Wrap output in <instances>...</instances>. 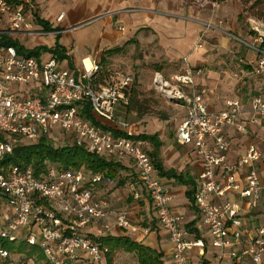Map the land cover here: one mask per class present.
Listing matches in <instances>:
<instances>
[{
	"label": "built area",
	"instance_id": "built-area-1",
	"mask_svg": "<svg viewBox=\"0 0 264 264\" xmlns=\"http://www.w3.org/2000/svg\"><path fill=\"white\" fill-rule=\"evenodd\" d=\"M36 9L35 0H0V14L6 16V27L0 34L47 33L43 27L35 29ZM64 16L61 12L57 19ZM206 25L214 27L211 22ZM243 42L255 53L253 75L263 77L264 34L250 43ZM100 71V60L95 57L82 59L74 70L62 66L52 55L41 61L18 53L14 46L0 44V133L7 137L0 140V160L12 154L21 141L49 137L55 129L71 133L73 143L98 155L130 158L140 184L134 198L145 192L151 199L172 244V264H189L188 252L199 247L204 254L206 242L188 237L184 216L171 207L170 190L154 175L150 142L140 136L131 121L118 116L119 108L130 105L135 77L114 70L105 83L95 85ZM192 73L188 68L186 74L177 76L192 91L176 141L192 147L201 162L194 195L201 225L220 262L264 264V224L249 219L264 198V151L253 140L243 153L232 158V140L225 128L232 127L244 137L249 133L247 120H239L242 101L228 99L224 110L211 112L205 100L209 90L197 87ZM86 107L99 123L84 116ZM250 110L264 119L261 94L253 96ZM101 180V174L53 165L40 175L32 165L0 169V206L4 207L0 214V264H32L4 243L23 238L39 245L51 264H97L105 260L109 247L98 238L100 235L85 233L84 228L109 217H114L115 223L106 225V231L114 227L135 232L138 228L127 209H115L106 199L95 197V185Z\"/></svg>",
	"mask_w": 264,
	"mask_h": 264
},
{
	"label": "crops",
	"instance_id": "crops-1",
	"mask_svg": "<svg viewBox=\"0 0 264 264\" xmlns=\"http://www.w3.org/2000/svg\"><path fill=\"white\" fill-rule=\"evenodd\" d=\"M35 2L37 4L36 13L39 17L48 20L50 23L56 17L57 22L64 26L58 30L60 33L65 30L73 31L78 26L98 18L101 19L102 24L99 27L90 29L81 36L80 46L85 43L90 48L86 55L78 54L76 56L68 48V53L73 58L74 63L79 64L80 59L89 57L100 59L105 50L121 46L129 40L128 46L140 45L146 53L147 51L151 52L150 57L154 56L151 61H163L167 65L181 63L182 67L186 69L183 75L187 73L188 67L193 68L192 76L195 85L207 87L209 90L205 100L211 112H220L226 108L228 99L239 98L244 108L239 120H249L253 97L238 96L239 91L236 88L244 89L246 82L232 78L230 66L220 55L221 53L225 54L224 56L228 57L227 60H232L231 57L236 59V55H240L242 58L246 56V58L251 59V64L253 63L251 61L255 59V53L250 47H247L248 50L245 51L242 47L233 46L232 42L224 36L216 42L213 41L211 35L214 32H207V36L202 41L200 35L205 31L203 25L205 19L191 10L187 2L180 0L173 7L167 4V0H35ZM69 5L72 6L71 15L65 10ZM53 6L56 7V11L52 13L51 8ZM85 11L89 12L88 15L83 13ZM61 12H65V16L62 20H58L57 17ZM78 14H84L82 17L84 21L71 23L69 17L72 16L71 20L76 22L75 18ZM5 27L6 16L0 14V29ZM217 29L222 30L220 27ZM215 49L221 53H216ZM234 49L235 52L233 53ZM50 56L49 53H42L39 60L44 61ZM61 64L67 67L68 61H61ZM251 65L252 69L245 76L252 78L253 64ZM263 79L264 76L255 77L252 80L253 86L251 87L255 92L264 90ZM184 85L189 88V95H191V87ZM132 92L138 94L139 90L133 87ZM137 97L138 95L134 99V108L126 110L121 107L118 110V116L131 121L139 134H158L163 142L159 153L163 167L166 170H175L178 175H183L184 182H179L175 177L160 175L157 170L154 173L155 177L160 179L170 190L173 196L171 202L173 211L184 216V226L188 237L190 239L201 238L206 242L204 254L200 253L199 247H194L188 252L189 264H229L224 261L220 262L215 256L210 238L201 225L200 213L187 194L190 190L195 195L202 169L200 159L194 149L190 146H181L176 141L177 127L188 113V102L185 101L176 108L178 115L173 119L175 120V127H170V134L168 135L166 133L167 124L164 126L161 121H156L160 119L149 116L140 107L141 102ZM136 122L138 123L136 124ZM225 130L232 140V158L235 159L253 141L252 136L245 138L232 127H226ZM151 147L150 143L149 149ZM109 159L120 164L119 176L115 181L106 180L103 184L97 185L95 197L106 199L115 209H127L133 225L138 230L134 232L112 227L111 231H106V225L112 226L115 223V218L109 217L105 220L94 221L84 228L83 232L93 235H128L137 242L162 251L164 264H172V244L160 226L151 199L145 192L139 199H135L133 196L135 190L139 191L136 186L140 187L134 162L127 157ZM120 181L122 184L118 185ZM249 219L258 224H264V198L258 208L250 214ZM145 229H148L149 232L145 233ZM242 264H251V262L247 260Z\"/></svg>",
	"mask_w": 264,
	"mask_h": 264
},
{
	"label": "rangeland",
	"instance_id": "rangeland-1",
	"mask_svg": "<svg viewBox=\"0 0 264 264\" xmlns=\"http://www.w3.org/2000/svg\"><path fill=\"white\" fill-rule=\"evenodd\" d=\"M179 1L180 0H167V4H170V6L173 7L174 4H178ZM254 1L255 0H182V2H187V5L191 7L190 9L194 10L197 15H200L201 18L205 19V23L203 24L205 31L200 35L202 41H204L205 36H207V32H214L211 35L213 36V41L216 42L224 36L232 42L233 46L242 47L245 51L248 50V46L243 41L250 43L257 35L264 34V20L256 16L257 12L264 8V5L253 4ZM71 8L72 6L70 5L68 8H65L70 15V12L72 11L70 10ZM90 9L92 10V7ZM226 9L227 11H225ZM54 11H56L55 6L51 8V12L53 13ZM83 13L88 15L89 12L85 11ZM83 15L84 14H78L75 18L76 22L71 20L72 16L69 17L70 22L73 24L83 22ZM208 22H211L214 27L208 28L206 25ZM100 24H102V21L98 18L74 28L73 31L65 30L63 33H57L55 31L62 29L64 26L59 24L56 17H54L51 22V27L55 29V31H47V33L39 35L29 33H15L8 35L13 38L17 37L20 44L26 49H34L39 46L52 47L58 42L67 49L70 48V51L74 55L77 56L79 54L82 56L86 55L90 48H88L85 43L80 46V42H82L81 36L85 35L90 29H96ZM218 27L222 28V30L217 29ZM40 28H42V26L36 21L35 29ZM129 42L130 41L128 40L121 45L123 47L122 51L111 56L108 54V60L103 66H108L113 71L117 70L130 73L135 77L134 88L139 90L137 98L140 99V107H142L149 116L154 117L155 119H160L156 121H161L164 126L167 124L166 133L169 135L170 127H175V120L173 119L178 115L176 108L180 107L179 104L187 101V95L190 94L189 88L177 79V76L183 75V73L186 72V69L182 67L181 63H170L167 65V63L163 61H151L154 59V56L150 57L152 54L151 52L149 53L147 51L146 53L140 45L130 47L128 46ZM216 44L218 45V43ZM215 52L221 53L216 49ZM234 52L235 49L233 50V53ZM49 54L52 55L51 53ZM224 55L225 54L221 53L220 56L224 57L225 62L230 66L232 78L246 82V87L244 89L241 90L240 87L236 88L237 91H239L237 93L238 96L242 95L249 98V96L253 97L261 94L264 97V90H262V92H255L253 87H251L253 86L252 80L255 76L253 74L252 78L245 76V74L252 69V65H250L251 59L246 58V56L242 58L240 55H236V59L231 57L232 60H227L228 57ZM98 60L101 61V58ZM251 62H253V60ZM216 63L218 64V62ZM74 64V70H77L80 67L81 59L79 60V64ZM262 82L264 84V79ZM252 120H254V122H252ZM247 122L249 123V133L245 138L252 136V139L258 141L259 146L264 151V119L254 116L251 112ZM137 123L138 122H136V124ZM71 136V133L55 129L48 138L53 146L61 147L73 144V138ZM37 140L38 139L34 141ZM136 188L140 190L139 186H136ZM3 211L4 207L2 205L0 206V214ZM134 237H136L135 234ZM29 262L35 264L33 260H29ZM97 264L109 263L107 262V259H105ZM112 264H138V261L134 254L120 250L115 253Z\"/></svg>",
	"mask_w": 264,
	"mask_h": 264
},
{
	"label": "trees",
	"instance_id": "trees-1",
	"mask_svg": "<svg viewBox=\"0 0 264 264\" xmlns=\"http://www.w3.org/2000/svg\"><path fill=\"white\" fill-rule=\"evenodd\" d=\"M253 4L264 5V0H255ZM256 16L264 20V8L259 10ZM35 20L46 31H55V29L51 27V23L48 20L39 17L37 13H35ZM0 44L14 46L18 53L27 56H34L36 58H39L42 53L48 52L59 61L67 60L69 68H75L73 58L68 53V49L58 42L52 47L39 46L34 49H26L20 44L17 38H13L6 33H1ZM122 49V46H117L105 50L100 61L101 71L93 81L95 85L105 83L113 73V70L108 66H103L108 60L107 55L109 54L111 56L122 51ZM136 95V92H132L130 105L125 108L126 110L134 108V99ZM84 116L93 122L99 123L95 119V116L91 114L88 107H86V110L84 111ZM140 136L151 143L152 147L148 152L152 157L155 168L159 174L175 177L179 182H184L183 175H178L175 170H166L163 167L159 156L163 142L158 134H140ZM6 138V135L0 133V140H5ZM14 164L32 165L35 168L37 175L45 172L49 165H53L59 169L82 170L91 174H101L102 180L95 185V188L97 185L103 184L106 180L115 181L119 176V169L121 168L118 162L93 153L76 143L55 147L50 143L48 136H41L37 141H21L18 143L12 154L6 155L4 159L0 160V169L7 168ZM121 184L122 181H120L118 185ZM187 194L192 202H194L192 191L189 190ZM197 236H199V234H197ZM98 238L109 247V252L106 258L109 264H112L115 253L120 250L134 254L137 257L138 264H164V253L162 251H158L155 248L137 242L128 235L107 234L100 235ZM4 243L9 250L19 254L24 261L33 260L35 264H51L46 260L43 250L39 245H32L24 238L6 240Z\"/></svg>",
	"mask_w": 264,
	"mask_h": 264
},
{
	"label": "bare ground",
	"instance_id": "bare-ground-1",
	"mask_svg": "<svg viewBox=\"0 0 264 264\" xmlns=\"http://www.w3.org/2000/svg\"><path fill=\"white\" fill-rule=\"evenodd\" d=\"M86 64L89 66L90 65V61L89 60H86Z\"/></svg>",
	"mask_w": 264,
	"mask_h": 264
}]
</instances>
